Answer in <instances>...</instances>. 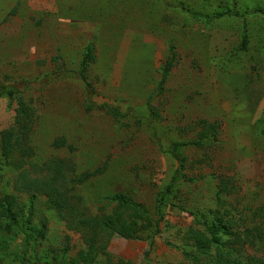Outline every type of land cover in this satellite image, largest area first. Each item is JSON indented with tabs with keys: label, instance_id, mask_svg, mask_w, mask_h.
Masks as SVG:
<instances>
[{
	"label": "rangeland",
	"instance_id": "rangeland-1",
	"mask_svg": "<svg viewBox=\"0 0 264 264\" xmlns=\"http://www.w3.org/2000/svg\"><path fill=\"white\" fill-rule=\"evenodd\" d=\"M88 45L90 94L61 74ZM0 81L18 89L0 96V139L17 138L22 99L31 149L6 156L0 142V264H72L86 249L49 196L15 189L21 172L19 187L52 177L49 160L64 162L66 209L125 217L122 194L148 212L142 238L113 235L92 264H264V0H0ZM203 130L181 164L168 155Z\"/></svg>",
	"mask_w": 264,
	"mask_h": 264
},
{
	"label": "trees",
	"instance_id": "trees-1",
	"mask_svg": "<svg viewBox=\"0 0 264 264\" xmlns=\"http://www.w3.org/2000/svg\"><path fill=\"white\" fill-rule=\"evenodd\" d=\"M168 5L174 6V4H171L168 2ZM179 7L181 10L187 12L191 17H198L199 14L191 13L189 10L185 9L183 6H175ZM225 14L229 15V12L225 11ZM242 46L246 45V38L243 37L242 39ZM175 47L173 44H170L168 46V55L166 56V59L163 63L162 70H161V77L157 85V89L161 92L164 89V83L167 79L168 74L170 73V70L175 64ZM94 59V48L92 45H88L84 53L82 55L80 64L77 68V70H68L65 69L61 71L62 76H67V73H72V76L78 77L79 80H81L87 92L90 94V83L87 79V71L89 68V64ZM58 60V59H57ZM59 62V61H56ZM59 75V72H58ZM18 89L14 85H10L5 83L4 81H0V96L1 95H7L11 97L14 95L15 92H17ZM149 104V100H148ZM106 107L105 105H102L101 107ZM18 108H19V116H20V122L18 124L17 128V138L15 137L14 140L12 139L14 137V134L10 131L4 130L1 132V149L2 153L6 156H10L14 149H18L21 151L24 155H31V149L29 146H26L24 141L28 138L29 130H28V122H29V114L27 113V106L25 102L22 99H19L18 101ZM108 111L111 112L114 116H121L120 111L118 108H114L112 106H108ZM202 138L193 140V141H172L170 144V148L168 150V155L174 159V161L178 162L179 164L182 163L183 157L181 155V149L184 146H194L196 148H201L203 143H205L209 138L207 136V131L203 130L201 131ZM59 145V144H58ZM57 145V146H58ZM16 147V148H15ZM18 147V148H17ZM10 154V155H9ZM24 155H20V160L18 162L14 163L15 167H21L23 164L22 157ZM62 160H49L46 161L43 164V167H46L45 169L47 171L52 172V177L46 178L43 177L41 180L37 178H33L31 180L22 179V185L19 187L17 185V182L20 180L19 178L23 177V174L25 172H21V176L18 177L15 189H18V191H22L25 188H30V191H38L43 192L53 202V207L56 209H60L58 212L61 217H63L69 228L80 230L83 235V240L85 242L86 249L81 251L79 254V257L76 261H74L72 264H92L95 260V258L98 255H108V253L105 251L107 243L109 239L113 235H119L125 239H136V238H142L143 233H146L145 230L151 227L150 224V218L148 216V212L146 209H144L139 203H136L132 201L129 197H126L122 194H118L115 196H112V200L117 201V209H121L124 212H127L125 214V217L122 216V213L114 212L112 214H90V213H83V211L79 210L78 208L73 209L71 206L69 209L65 208L66 202V190L63 189V185L65 183V179L62 178L63 176L60 175V172L62 171L63 166ZM101 170L95 171V172H87L84 173L80 178L77 179L78 182L85 181L87 178L99 173ZM176 179V176H172L170 183L166 186V193H168L173 186V183ZM164 200V196L160 198V203H162ZM8 213L11 216V209L10 206L7 207ZM78 217L77 222H73V218ZM75 224L84 225V229L73 226ZM156 226V223L154 224ZM46 225L42 223L39 228L37 229V233L40 238L44 236ZM210 233H212V229L210 227L207 228ZM157 229H155V232ZM106 237V238H104ZM210 241L218 242L219 238L217 237H210L205 238L204 243L208 244ZM44 264H62L61 262H45ZM116 264H127L123 261H118Z\"/></svg>",
	"mask_w": 264,
	"mask_h": 264
}]
</instances>
